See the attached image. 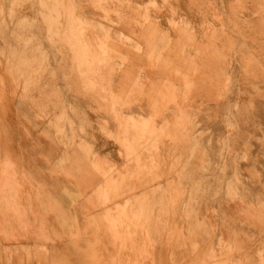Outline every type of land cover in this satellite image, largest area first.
<instances>
[{"label":"crops","instance_id":"crops-1","mask_svg":"<svg viewBox=\"0 0 264 264\" xmlns=\"http://www.w3.org/2000/svg\"><path fill=\"white\" fill-rule=\"evenodd\" d=\"M200 2L202 5L206 4V7L213 2L219 5L221 0ZM227 5L231 14L224 15L225 18L220 23L214 20V14L210 12L212 18L206 23V27L215 25L213 29L187 31L186 34H181L170 32L155 21L157 30L149 28L150 24L134 30L131 34L121 27L120 32L128 39L137 40L136 44L141 45L140 48L107 47L111 56L120 54L124 61L120 70L113 63H105V68L102 69L104 73L99 79L103 80L102 85L109 88L110 93H114V100L120 96L121 102L128 104L129 107L138 104L139 99L145 100V110L151 113L127 117L124 110L120 118L153 119L151 134L158 135L159 139L168 145V149L176 152L183 161L188 151L200 148L199 139H192L189 133L195 116L183 105L191 98L198 85L204 88L206 100L221 98L233 79H236L239 91L245 85L255 88L256 96L264 93L261 90L264 87V20L257 18L255 14L257 11L237 10L232 0H229ZM231 6L235 10H232ZM78 7L82 5L79 3ZM246 12H249L250 17L243 18L242 13ZM137 14L143 12L132 13ZM129 20L131 21V18ZM221 23H226L229 27L222 30ZM251 23L254 24V29H246ZM261 23L263 30L261 27L260 30L256 29ZM242 35L248 39L245 41L237 39L236 36ZM181 39L189 41L180 43L178 50L173 52V47L168 44L178 43L177 40ZM1 51H6L2 45L0 54L5 53ZM21 54L23 57L15 69L20 70L21 74L14 73V76L9 72L14 71L13 67L16 65L11 68L4 58L0 57V242L4 248L2 257L5 258V262L129 264L128 248L143 247L146 253L135 254L136 264H214L211 256L212 245H199L185 238L148 239L142 243L129 241L133 237L131 231H136L138 224L129 220L128 199L134 197L140 199L137 197L142 198L145 193L158 187L150 188V184L171 172V163L164 174H159L145 167V164H140L138 159L131 164L132 156L126 150L123 156L125 162L116 165L94 150L92 140L77 139L72 143L64 141L66 146L63 147L54 140V133H46V138L43 139L39 137L36 147L40 148L43 144V151L38 150L39 154L35 156L33 152L35 147L29 146L27 132H30L24 120L21 138L17 142L14 140L8 119L14 114L9 112L15 95L19 98V107L23 112L17 115H23L27 121H32V125L43 123V73H41L43 63H40L43 48H28L27 52ZM234 61L238 65H234ZM116 71L117 73H114ZM69 75L78 78L77 74ZM15 79L21 81L19 89L14 84ZM65 100L61 103L66 102L65 106L62 105L66 111L69 109L67 102H70V99ZM251 102L249 105L253 107L254 101ZM235 105H238L240 113H248L251 108L246 101L245 103L237 101ZM167 111L173 114V118L164 117L159 120L160 116L168 114ZM157 112L159 114H155ZM66 113L73 121V130L71 132L68 127L61 133L57 129L58 138L64 137L65 133L67 135L72 133L71 139L74 137L82 139L79 131L85 123L81 118L86 114L79 112L71 114L69 110ZM110 113L109 122L115 127L108 130V133L123 135V127L114 125V114ZM132 129L129 128L126 137L123 136L126 147H130L134 134H138V131ZM87 133L92 134L90 131ZM120 138L116 142L119 151L123 152V142H120ZM152 140L154 141L155 137L148 144L151 145ZM146 147V144H141L136 148L141 153ZM153 150L155 149L149 148V151ZM84 152L91 153L90 159ZM37 160L42 161L41 166L34 165ZM222 166L226 168V162ZM188 170L190 171V166ZM235 171L237 177L240 171L237 169ZM250 174L252 184L243 183L240 186L234 179L229 181V187L235 189L238 196L231 201L227 199L221 213L238 219L239 222L248 218L250 229L264 230V207L258 204L259 199H262V193L264 194V178L257 172ZM193 180L206 182L202 185L203 189L209 190L214 185L212 180L215 181L191 178V181ZM181 181L183 182L177 176L163 185ZM252 185L260 187L259 190L262 192H253ZM142 187H145L144 191L136 192V189ZM166 197L172 198L171 195ZM101 201L104 204L108 201L110 203L103 207L102 212L95 211ZM262 202L264 203V200ZM182 210L180 214L183 213ZM198 210V213L202 214L201 220H207L212 228L224 230L221 222L216 223L212 220L208 200L202 201ZM228 230L231 232V239L235 238L234 234L238 229L231 226ZM30 240L34 243H27ZM241 240H243L241 237L237 239V259L245 250V244ZM8 243L13 246H9ZM169 253H172L173 257L171 255L168 257ZM176 254L179 257H174ZM223 260L224 258L219 255L216 262L221 264Z\"/></svg>","mask_w":264,"mask_h":264},{"label":"rangeland","instance_id":"rangeland-1","mask_svg":"<svg viewBox=\"0 0 264 264\" xmlns=\"http://www.w3.org/2000/svg\"><path fill=\"white\" fill-rule=\"evenodd\" d=\"M79 3L82 5L80 8ZM227 4L229 0H221L219 5L209 3L206 7L200 0H0V45L6 48V51H1L5 53L0 54V57L4 58L11 68L16 65L13 67L14 71L9 74L12 76L14 73L21 74L20 70L15 71L23 57L21 52H27L28 48H43V58L40 60V63H43L41 72L43 123L32 125V121L28 122L23 115H17L23 113L17 95L15 99L12 98L9 113L14 114L9 117L8 123L16 142L22 135L23 120L28 124L26 128L30 133L26 131L27 137L29 146L35 147L33 150L35 156H38V150L43 151V144L39 146L40 148L36 147L39 137L43 139L46 133H54V140L63 147L66 146L64 141L72 143L77 139L92 140L94 150L116 165L125 162L123 156L126 150L132 156L131 164L138 159L140 164H145V167L159 174H164L171 163V172L150 184V188L158 187L145 193L142 198L137 197L140 199H135L136 197L128 199L129 220L138 224V229L131 231L133 237L129 241L142 243L148 239L185 238L199 245H212L211 256L214 264L217 263L219 255L224 258L221 264H264V230L250 229L248 218L239 222L238 219L221 213L225 201L234 200L238 196L236 190L229 187L230 180H236L240 186L243 183L252 184L251 172H257L264 178V93L256 96L255 88L245 85L239 91L236 79H233L221 98L206 100L204 88L198 85L191 98L183 105L195 116L189 133L192 139H199L200 148L188 151L186 161H183L181 156L168 149V145L164 144L158 135L151 134L153 119L120 118L124 110L127 117L151 114L145 110V100L139 99L138 104L129 107L128 104L121 102L120 96L114 100V93H110L109 88L102 85L103 80H99L104 73L102 69L105 68V63H113L120 70L124 61L120 54L111 56L107 47H141L136 44L137 40L126 38L124 33L120 32L121 27L131 34L134 30L150 24L149 28L157 30L155 21L165 26L168 31L181 34H186L187 31L213 29L215 25L206 27V23L212 18L211 13L214 14L215 21L222 22L224 15L231 14ZM232 4L237 10L257 11L255 13L257 18L264 20V0H232ZM232 6L230 8L235 10ZM136 11L143 14L132 15ZM82 14L86 15L87 19ZM242 17H250L249 12L242 13ZM220 25L222 30L229 27L226 23ZM253 27L254 24L251 23L246 29L253 30ZM260 27L263 30L262 23L257 25L256 29L260 30ZM236 37L243 41L248 39L243 35ZM177 41L178 43L168 44L173 47V52L178 50L180 43L189 39ZM233 64L238 65L235 61ZM68 74H77L78 78L70 77ZM19 81L14 80L18 89L21 82ZM261 90L264 92V87ZM65 98L70 99L67 104L71 114L77 112L86 114L81 118L85 123L79 131L82 139L75 137L71 139L72 133L70 135L65 133L64 137L60 138L57 136V129L61 133L68 127L71 132L73 130V121L66 113L68 110L65 111L62 107L66 104L61 103L66 101ZM237 101L244 103L246 101L248 105L254 101L255 105L253 107L249 105L251 108L248 113H240L238 105H235ZM110 112L114 114V125L123 127V135L108 133V130L115 127L109 122ZM167 113L160 116L159 120L164 117L173 118L172 113L168 111ZM129 128L138 131V134H134L130 147H126L123 136L126 137ZM89 131L92 134L89 135L87 133ZM154 137L153 143L148 144ZM119 138L120 142H123V152L119 151L117 143ZM134 143H138V146L146 144L147 147L139 153ZM149 148L155 150L151 152ZM84 153L90 159L91 153ZM224 162L226 168L222 166ZM34 165L41 166L42 161L37 160ZM236 169L240 171L238 178ZM177 176L183 182L163 185ZM191 178L215 181L212 180L214 185L209 190L203 189L202 185L206 182L191 181ZM216 179L220 183H216L218 182ZM144 188H138L136 192L144 191ZM259 188L252 185L253 192H262ZM167 195H171L172 198L168 199ZM262 195L258 204L264 207L262 202L264 194ZM205 199L208 200L212 220L216 223L221 222L224 230L212 228L207 220H201L202 214L198 213V209ZM109 203L108 201L104 204L101 201L94 210L102 212L103 207ZM180 210L183 213L180 214ZM231 226L238 229L233 239L228 230ZM239 237L243 238L241 241L245 244V250L239 256L241 261H237L239 258L236 256ZM27 243L34 241L30 240ZM8 244L13 246L11 243ZM136 249L128 248L129 264L137 263L135 254L146 253L143 247ZM3 253L4 248L0 242V264H7L2 257ZM170 255L173 257L172 253H169L168 257ZM174 257L179 255L176 254Z\"/></svg>","mask_w":264,"mask_h":264},{"label":"bare ground","instance_id":"bare-ground-1","mask_svg":"<svg viewBox=\"0 0 264 264\" xmlns=\"http://www.w3.org/2000/svg\"><path fill=\"white\" fill-rule=\"evenodd\" d=\"M59 127V126H58ZM159 169V168H158ZM152 190V189H151ZM144 216V215H143ZM43 249V248H42Z\"/></svg>","mask_w":264,"mask_h":264}]
</instances>
